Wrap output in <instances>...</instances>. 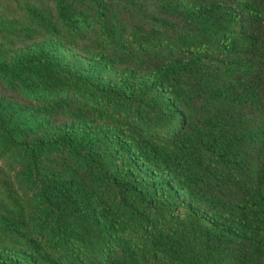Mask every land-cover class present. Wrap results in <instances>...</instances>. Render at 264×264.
I'll use <instances>...</instances> for the list:
<instances>
[{"label":"trees","instance_id":"obj_1","mask_svg":"<svg viewBox=\"0 0 264 264\" xmlns=\"http://www.w3.org/2000/svg\"><path fill=\"white\" fill-rule=\"evenodd\" d=\"M0 264H264V0H0Z\"/></svg>","mask_w":264,"mask_h":264}]
</instances>
